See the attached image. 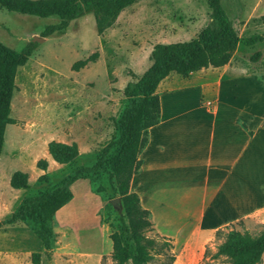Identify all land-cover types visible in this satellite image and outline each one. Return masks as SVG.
Masks as SVG:
<instances>
[{
  "label": "rangeland",
  "instance_id": "rangeland-1",
  "mask_svg": "<svg viewBox=\"0 0 264 264\" xmlns=\"http://www.w3.org/2000/svg\"><path fill=\"white\" fill-rule=\"evenodd\" d=\"M220 3L239 36L261 35L263 40L240 46L221 67L204 68L185 78L172 72L159 83L156 93L164 114H180L168 127L155 132L160 146L155 142L154 151H159L150 161L163 167L162 175H199L205 168L212 123L230 130L225 147L233 151L235 165L242 167L238 172L243 181L230 188L231 220L246 208L236 204L245 192H255L259 199L264 196V126L259 124L264 125V82L259 76L264 74V0ZM59 21L57 16L37 17L0 7V42L16 51L29 42L36 44L15 76L10 103L15 122L6 126L0 153V221L9 218L24 197L52 189L76 168L96 162L99 150L115 134V122L126 102L124 87L151 65L153 45L194 38L209 23L210 8L206 0H138L121 11L101 34L96 31L93 13L85 11L66 28L42 35L47 25ZM257 51L261 56L252 61ZM94 53V61L73 68L76 61ZM218 102L216 118L198 106L213 109ZM243 121L251 129L246 126L250 135L254 130L252 137L239 125ZM51 140L76 143L74 161H54L47 151ZM145 150L146 146L139 155L142 162ZM240 152L242 157L238 158ZM40 159L47 161L45 170L37 166ZM17 170L27 173V188L11 187L10 177ZM146 176L147 166L143 186L135 181L131 184L141 205L153 210V229L146 235L171 240L174 264H228L222 256L212 257L221 239L199 236L197 222L186 219L191 190H182L178 182L165 190L167 184L160 182L152 189L153 205ZM70 188L72 199L54 216L50 258L34 231V221L24 219L0 227V264H114L111 228L104 219L116 222L121 206L120 199L116 204L111 202L117 196L112 194L108 175H88ZM97 188L102 191L96 192ZM208 191H212L210 184ZM206 221L213 222L211 217ZM228 229L257 234L264 229V204L230 221ZM33 252L40 253L38 263L32 261ZM257 264H264V254Z\"/></svg>",
  "mask_w": 264,
  "mask_h": 264
},
{
  "label": "trees",
  "instance_id": "trees-1",
  "mask_svg": "<svg viewBox=\"0 0 264 264\" xmlns=\"http://www.w3.org/2000/svg\"><path fill=\"white\" fill-rule=\"evenodd\" d=\"M138 0H0V7L8 11L37 17L57 16V24L47 25L43 36L62 30L68 23L85 11L93 13L96 31L101 34L109 28L121 11ZM210 8V21L194 38L188 41L156 43L150 52L151 65L136 81H129L124 87L125 105L115 122V134L98 153L94 164L79 167L64 177L54 188L22 199L15 212L3 224L32 219L34 231L39 236L44 253L50 258L49 249L55 239L54 216L57 210L72 199L71 185L88 175H108L113 196L120 199L121 211L116 222L105 218L111 231V260L114 264H174L175 253L171 240L163 235L149 237L153 229L150 211L140 203L139 195L132 191L130 182L137 174L142 160L139 155L148 143V130L159 123L160 100L156 93L159 83L170 73L187 77L192 72L227 64L240 46H253L263 40L261 35L239 36L222 7L220 0H206ZM29 42L21 50H13L0 42V153L3 148L5 129L14 123L10 116V103L16 87L15 76L18 67L24 65L35 47ZM96 53L73 64L75 70L94 61ZM261 53L255 52L252 61ZM264 82V74H260ZM240 125L246 129L245 123ZM250 133V132H249ZM51 158L70 164L78 155L76 143L51 140L47 144ZM37 166L43 170L47 161L40 159ZM45 178V176H42ZM15 189L28 187V175L15 171L10 177ZM96 192H101L97 188ZM218 228L215 238L221 239L212 257H224L228 264H257L264 254V229L257 234ZM208 250L204 252L207 254ZM40 253H32V261L38 263Z\"/></svg>",
  "mask_w": 264,
  "mask_h": 264
},
{
  "label": "crops",
  "instance_id": "crops-1",
  "mask_svg": "<svg viewBox=\"0 0 264 264\" xmlns=\"http://www.w3.org/2000/svg\"><path fill=\"white\" fill-rule=\"evenodd\" d=\"M219 104H220L219 102L216 103L213 109L206 108L204 105H201L200 103H198V106L203 108L207 113L213 115L216 118L219 111ZM178 114H180V111H175L171 115H165L163 106L161 105L160 102L159 123L150 127L148 130V143L146 145V150H145L147 156L145 154L144 162H142L139 169L140 172L138 171L137 174H134L132 176L130 182V188L133 181L138 183L140 186H143L142 185L144 179L143 172L146 169V166H147L146 187L148 191V197L150 199L149 201L153 205L155 204V197L152 193L153 187H155L160 182H163L164 184H167L165 189L167 190L173 188L175 183L177 182L182 183L181 185L182 190H187V189L191 190V192L189 191L188 192L189 194H187L190 207L188 206L189 208H187L188 210L186 212L187 213L186 219L197 222V227L199 229L198 232L199 236L201 237L213 236L215 235V231L218 228L229 225L230 221L234 219H238L239 217L247 216L252 212L257 211L264 204V196L262 199H259L256 197L257 194L255 192H250V191L245 192V195H242L243 197H241L240 203H236V204L239 206H242L244 204L246 205V208L244 210H241L240 213H238L233 219L230 220V188L234 186L233 184H242L243 182L241 178L242 175L241 173L238 172V170L242 167L240 165H235L233 151H230V148L225 147L227 144V140L230 136V132H229L230 130L227 131L220 129L217 127L216 123H212V126L210 128V133L206 144V156H205L206 159L204 161L205 168L201 174L198 175L191 173L189 177L187 175L185 176L182 175L179 176L178 178L167 173L164 175L160 174L163 167H161L159 163L150 161L151 155L154 154L155 152L158 153L159 151L158 148H156V150L154 151V144H156L155 142H157L158 146H160L159 139L158 137H156L155 132L162 128L168 127L172 122L176 120L177 117H179ZM234 122H236L235 117H234ZM243 123H245V125L248 126L246 122L243 121ZM259 124L260 126H264L261 121ZM243 129L250 135L247 129L245 128ZM248 129L251 131L249 126ZM252 131L253 133L252 135H250L251 137L254 135V130ZM161 149L166 150V148L164 147H162ZM241 157H242V152H240L238 155V158ZM186 182L188 184H185ZM209 184L212 186V191L210 192L208 191ZM171 197L172 195H169L167 198L170 200L169 202L172 203ZM146 209L149 210V208ZM151 211H153L152 208ZM151 211H150V217H151ZM209 217H211L213 222L206 221V218Z\"/></svg>",
  "mask_w": 264,
  "mask_h": 264
},
{
  "label": "water",
  "instance_id": "water-1",
  "mask_svg": "<svg viewBox=\"0 0 264 264\" xmlns=\"http://www.w3.org/2000/svg\"><path fill=\"white\" fill-rule=\"evenodd\" d=\"M39 40H42V38H38ZM119 201V198L117 197V198H114V199H112L111 200V202L113 203V204H116L117 202Z\"/></svg>",
  "mask_w": 264,
  "mask_h": 264
}]
</instances>
